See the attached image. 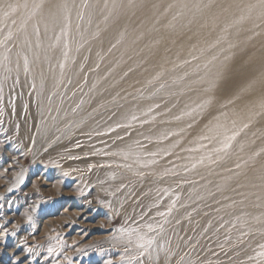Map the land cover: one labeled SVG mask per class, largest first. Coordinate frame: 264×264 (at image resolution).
Segmentation results:
<instances>
[{
	"label": "bare ground",
	"instance_id": "bare-ground-1",
	"mask_svg": "<svg viewBox=\"0 0 264 264\" xmlns=\"http://www.w3.org/2000/svg\"><path fill=\"white\" fill-rule=\"evenodd\" d=\"M52 2L0 0V41L13 33L0 44V114L46 165L33 184L56 165L57 197L68 171L123 228L162 224L157 264H264L249 259L264 245V3L54 0L66 8L53 17ZM83 154L85 173L68 159ZM75 202L73 220L97 206Z\"/></svg>",
	"mask_w": 264,
	"mask_h": 264
},
{
	"label": "rangeland",
	"instance_id": "rangeland-1",
	"mask_svg": "<svg viewBox=\"0 0 264 264\" xmlns=\"http://www.w3.org/2000/svg\"><path fill=\"white\" fill-rule=\"evenodd\" d=\"M9 125L0 114V264H16L17 256L23 264H139L131 259L136 255V249L117 239V235L121 234L118 230L123 227L122 216L119 212H110L104 205L100 206L94 186L88 187L83 179L69 174L65 176L68 171L58 170L62 194L57 197L51 186L56 182V165L51 167V175L47 176L46 182L33 184L41 172L44 175L46 170L43 166L46 165L35 164L29 153L21 151L15 131ZM77 157H69V163L77 164L79 170L85 173L88 170L84 165L92 158L84 154ZM9 188L13 190H7ZM82 195H89L97 206L85 210L79 219L73 220L64 210L66 207L72 209ZM141 198L143 206H146L145 195L142 194ZM37 203L39 206L33 212L32 207ZM156 206L157 203L153 202L149 209ZM26 211L32 216L31 221L24 215ZM4 230L9 233L6 237L2 235ZM100 242H109L112 251L95 247ZM49 247L56 249L51 255L48 254ZM28 248L33 251L28 252ZM126 248L128 251H125ZM66 256L69 259H65ZM157 262L151 255H146L143 260V264Z\"/></svg>",
	"mask_w": 264,
	"mask_h": 264
},
{
	"label": "snow or ice",
	"instance_id": "snow-or-ice-1",
	"mask_svg": "<svg viewBox=\"0 0 264 264\" xmlns=\"http://www.w3.org/2000/svg\"><path fill=\"white\" fill-rule=\"evenodd\" d=\"M261 2L264 3V0H261ZM23 6L25 8H28L27 4H25ZM8 7L12 12H14L16 10L17 6L16 5H9ZM40 7H41L40 4L33 5L32 10L30 11L27 18L31 19V17L36 14L37 10ZM61 7L66 8V5L62 6V5L54 2V0H53L52 8H51V12H52L53 17L56 15V11L58 9H60ZM8 15H9V12L5 11L4 16L7 17ZM13 23H15V21ZM36 34L39 35V29L36 30ZM12 38H13V33L11 31H9V33L4 38V40L0 41V44H6L7 41L11 40ZM27 63H28L27 58H25V70H27ZM215 83H216L215 80L209 81L210 89L215 86ZM209 103H210V101H209ZM132 119H136V117L133 116ZM189 127H191V125H189ZM245 127H247V125H245ZM204 138L207 139L208 137H204ZM233 139H235V135L226 136L225 140L222 142V147L216 149V151L217 152L227 151V149H229L231 147V141ZM149 155L155 157L156 155H158V153L153 152V153H150ZM72 158H78V157H72ZM155 163H156L155 159L149 160V161L144 162L142 164V167H149L150 165L155 164ZM100 166L104 167L105 165H100ZM107 166L110 167L111 165H107ZM92 167H95V165H89V170H91ZM123 167H130V165H123ZM237 167H240V165H237ZM64 175L67 176L68 173L65 172ZM135 175L143 177L145 175V173L137 172V173H135ZM20 182L21 183L23 182L22 179ZM120 187L123 188V187H125V185H121ZM8 190L12 191L11 188H9ZM81 194H83V193H81ZM174 205H175V201H173V205L168 208L167 213L161 212V213H158V215H160L162 217H164L166 215H170L172 212V207H174ZM38 206H39V203H37L35 206H33L32 211L34 212ZM24 215L27 217L28 221L32 220V216L27 211L24 213ZM177 223H179V221H177ZM16 227H18V225ZM145 227L147 229V232H144L139 228H123L122 227L118 230L122 236L127 237V243L136 249V255L132 256L131 259L139 262V264H143V260L146 257V255H150L151 250L154 248V246H158L157 245V238H156V235H154V234H156L158 232V230L160 232L163 231V225L162 224L157 225V226H153V224L149 223V224L145 225ZM12 234L14 235L15 233H12ZM2 235L6 237L7 235H9V233L7 232V230H4ZM260 248H261V251H259L255 257H249L250 260L264 261V245H261ZM78 250L83 251L82 249H78ZM27 251L32 252L33 249L28 248ZM55 251H56V249L53 247L48 248V254L49 255H51ZM125 251H128V248H126ZM65 259H69V257L66 256ZM16 264H23V261L20 259L19 256L16 257ZM109 264H110V262H109Z\"/></svg>",
	"mask_w": 264,
	"mask_h": 264
}]
</instances>
